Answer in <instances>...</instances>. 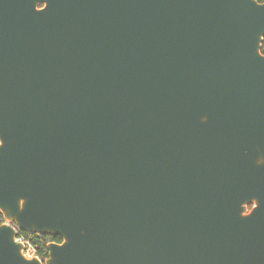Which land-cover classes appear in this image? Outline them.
<instances>
[{
	"label": "water",
	"instance_id": "water-1",
	"mask_svg": "<svg viewBox=\"0 0 264 264\" xmlns=\"http://www.w3.org/2000/svg\"><path fill=\"white\" fill-rule=\"evenodd\" d=\"M263 39L256 0H0V264H264Z\"/></svg>",
	"mask_w": 264,
	"mask_h": 264
},
{
	"label": "built area",
	"instance_id": "built-area-1",
	"mask_svg": "<svg viewBox=\"0 0 264 264\" xmlns=\"http://www.w3.org/2000/svg\"><path fill=\"white\" fill-rule=\"evenodd\" d=\"M5 223V220L0 212V225ZM16 231V237H15V242L21 243L23 245V254L26 258L31 259L33 257H38V249L39 246L35 243H33L32 236L30 234H22L19 230H17L14 227ZM39 236V235H35Z\"/></svg>",
	"mask_w": 264,
	"mask_h": 264
},
{
	"label": "trees",
	"instance_id": "trees-1",
	"mask_svg": "<svg viewBox=\"0 0 264 264\" xmlns=\"http://www.w3.org/2000/svg\"><path fill=\"white\" fill-rule=\"evenodd\" d=\"M256 1L258 3H264V0H256ZM261 53L264 54V39H263V42H262ZM21 233L26 235L23 232H21ZM32 240H33V243H35V244H37L39 246L38 257L42 261H44L47 258V256H48V252H47V249H46L47 244L50 243V242H55V243H60L61 242L60 237H52V236H48V235H45V236H35V235H33L32 236Z\"/></svg>",
	"mask_w": 264,
	"mask_h": 264
},
{
	"label": "flooded vegetation",
	"instance_id": "flooded-vegetation-1",
	"mask_svg": "<svg viewBox=\"0 0 264 264\" xmlns=\"http://www.w3.org/2000/svg\"><path fill=\"white\" fill-rule=\"evenodd\" d=\"M46 7V3L43 1H36V9L37 10H42ZM251 209V206L248 207V211Z\"/></svg>",
	"mask_w": 264,
	"mask_h": 264
}]
</instances>
